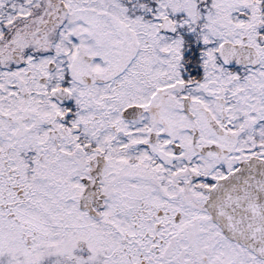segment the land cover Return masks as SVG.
<instances>
[{"label": "snow or ice", "instance_id": "1", "mask_svg": "<svg viewBox=\"0 0 264 264\" xmlns=\"http://www.w3.org/2000/svg\"><path fill=\"white\" fill-rule=\"evenodd\" d=\"M0 264H264V0H0Z\"/></svg>", "mask_w": 264, "mask_h": 264}]
</instances>
